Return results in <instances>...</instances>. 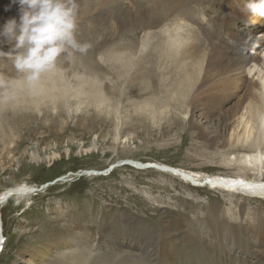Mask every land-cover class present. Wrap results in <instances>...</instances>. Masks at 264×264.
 Returning <instances> with one entry per match:
<instances>
[{"label": "bare ground", "instance_id": "1", "mask_svg": "<svg viewBox=\"0 0 264 264\" xmlns=\"http://www.w3.org/2000/svg\"><path fill=\"white\" fill-rule=\"evenodd\" d=\"M245 2L77 0L78 12L82 14L96 7L95 11L99 12L100 18H93L92 21L99 23L95 25L90 22V26L79 33V39L91 41L85 53H76L71 59L60 57V60L65 58L74 66H81L86 74L81 75L80 70L72 72L71 78L64 79V71L56 68L43 74L35 83H28L23 74L16 84L10 79V89H4L7 94L0 97V111L6 106L15 110L18 105L24 109H38L46 101L57 99L64 105L71 102V97L79 98L82 102V95H87L92 101L88 100L87 103L97 108L107 107V98L103 97L100 90L106 93L104 86L101 87L104 82L98 86L91 77L95 71L92 70L96 65L95 53L99 46L97 32H106L107 35L120 29L126 35L123 43L99 49L103 50V55L108 58L107 61L118 77L128 70V66L133 67L128 81L136 77L143 92L149 88L153 95L158 94L157 97L150 94L142 101L133 102L132 110H145L148 117H153L156 112L163 114L168 106H182L186 102L184 106L188 121L193 124L195 113L210 122L216 114V122L213 121L214 135L208 142L216 147L227 146V151L243 150L244 162L264 166V18L248 14ZM10 3L11 0H0V8ZM18 15L16 4H12L9 11L0 10L3 23L7 18H18ZM115 32L107 38L112 41L117 37ZM158 65L159 69L156 70L155 66ZM144 73L149 75L146 80ZM72 78L75 80L73 83ZM230 117H234V123L229 125L232 132L227 138V121ZM240 125L241 129H238ZM250 126L263 135V146L261 143L260 149L259 144L256 146L253 143L255 141H250V136L254 134ZM198 130L201 136L205 135L204 129L200 127ZM0 135H3L2 130ZM247 139L250 143L244 145L242 142ZM140 163L156 166L136 169H156V172L172 177V174L163 170L176 173L159 166L173 167L190 176L192 181L179 174L189 182L208 178L204 187L240 193L248 198H264V179L257 172L249 175L237 173L233 176L206 175L200 178L194 171L179 170L170 165ZM21 191L27 192L25 186L8 187L0 193V198L8 193V198L14 195L21 198L24 195ZM217 204L214 200L206 202V214L202 217L196 215L195 218L178 212L180 217H171L162 226L150 225L149 228L143 219L132 215L127 217L129 220L134 219V222L130 225V239L125 240V243L114 239L122 236L117 228L120 223H116L107 227L103 234L106 239L98 240L100 245L97 250L82 245L70 248L65 254H58L59 248L53 250L48 245L34 246L19 252L17 264H44L42 259L53 254V263L46 264H264V211L247 213L243 203L225 211ZM3 242V237H0V249L4 247ZM1 253L3 251L0 256Z\"/></svg>", "mask_w": 264, "mask_h": 264}, {"label": "rangeland", "instance_id": "2", "mask_svg": "<svg viewBox=\"0 0 264 264\" xmlns=\"http://www.w3.org/2000/svg\"><path fill=\"white\" fill-rule=\"evenodd\" d=\"M95 9L84 14L78 12L77 39L80 43L91 44L90 40L79 39V33L87 29L90 22L99 23L92 21L93 18H100ZM2 23L0 20V25ZM118 30L107 35L106 32H97L99 46L91 77L98 86L104 82L101 87L104 86L106 93L100 90L107 98V107L97 108L87 103V95H82V102L71 97V102L64 105L57 99L46 101L38 109H24L19 105L15 110L9 109V106L1 109L0 193L18 185L25 186L27 192L21 198L14 195L0 203L1 237L4 239L0 264H17L19 252L34 246L48 245L53 250L59 248L58 254H65L70 248L82 245L97 250L100 245L98 240L106 239L103 234L107 227L116 223H120L117 228L122 236L114 239L125 243L130 239V225L134 219L128 218L132 215L143 219L147 228L150 225L162 226L171 217H180L178 212L195 218L204 216L205 203L212 200L225 211L243 203L247 213H263L262 197L248 198L240 193L194 186L177 173L163 170L172 174V178L169 174L156 172V169H136L121 164L127 160L166 164L179 170L194 171L200 178L257 172L264 179V166L244 162L242 155L245 151H227V146L216 147L208 142L214 135L216 114L210 122L195 113L193 124L188 121L186 102L182 106H168L163 114L156 112L154 120L155 114L148 117L145 110L146 113L132 110L133 102L148 98L153 91L148 88L143 92L136 77L132 83L128 81L133 67L128 66V70L118 77L103 50H100L106 45L123 43L126 35ZM114 32L117 37L111 41L107 37ZM14 56L10 45L0 46V86L3 89L0 97L6 96L5 91L10 89L12 80L16 84L22 77L15 68ZM57 65L58 70L64 71V79L71 78L72 72L80 70L81 75L86 74L81 66H74L65 58L59 59ZM155 67L159 69V65ZM144 75L146 80L149 75ZM85 88L88 90V85L85 84ZM154 96L158 94H152ZM227 122L228 138L234 117ZM200 127L207 132L203 136L199 134ZM250 127V131L254 132L250 141H255L256 146L259 144L260 149L263 135ZM247 140L242 143H250ZM116 163L120 164L113 170L97 173ZM42 260L44 264L53 263L54 254Z\"/></svg>", "mask_w": 264, "mask_h": 264}, {"label": "clouds", "instance_id": "3", "mask_svg": "<svg viewBox=\"0 0 264 264\" xmlns=\"http://www.w3.org/2000/svg\"><path fill=\"white\" fill-rule=\"evenodd\" d=\"M18 5L13 16L0 25V46L10 45L14 65L28 83L38 82L43 74L57 68L60 57L83 54L90 45L77 39V0H11ZM248 14L264 18V0H246Z\"/></svg>", "mask_w": 264, "mask_h": 264}, {"label": "water", "instance_id": "4", "mask_svg": "<svg viewBox=\"0 0 264 264\" xmlns=\"http://www.w3.org/2000/svg\"><path fill=\"white\" fill-rule=\"evenodd\" d=\"M123 164H128V165L133 166V167H135V168H149V167H154V166H156L155 164H150V163H140V162L135 163V162L130 161V160H129V161H128V160H127V161H124ZM116 165H117V164H114V165L110 166V168H108L107 170H110L113 166H116ZM159 168H163V169H166V170H170V171H172V172H174V173L181 174V176H184V177L188 178V180L192 181L191 177L188 176L186 173L179 172L177 169H173L172 167H168V166H164V167H163V166H159ZM101 172H103V171H101ZM101 172L99 171V172H97V173L100 174ZM86 173H88V172H86ZM206 182H208V180H207ZM23 192H24V191H21L20 193H23ZM12 193H14V192H12ZM9 194H10V193L5 194L4 197L0 198V203H1V202H5V201L7 200V198H8V196H9ZM0 230H1V227H0ZM0 237H1V235H0Z\"/></svg>", "mask_w": 264, "mask_h": 264}]
</instances>
